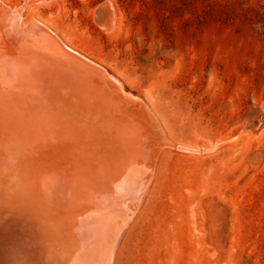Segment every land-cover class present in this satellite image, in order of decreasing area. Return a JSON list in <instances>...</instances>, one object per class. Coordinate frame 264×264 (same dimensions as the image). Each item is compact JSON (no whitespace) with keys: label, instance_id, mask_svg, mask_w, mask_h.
<instances>
[{"label":"rangeland","instance_id":"374dc122","mask_svg":"<svg viewBox=\"0 0 264 264\" xmlns=\"http://www.w3.org/2000/svg\"><path fill=\"white\" fill-rule=\"evenodd\" d=\"M0 2V89L6 92L5 95L22 98V105L18 106L20 111H26L23 99L29 97L38 107L44 106L48 111L54 107L56 113L58 110L62 112L57 114L61 120L57 115L53 119L71 124L72 131L76 133L75 136L71 133L72 139L76 137L71 140L75 148L79 150L86 146L80 149L87 150H84L86 157L78 158L84 167L80 177L97 170L101 164L111 168L105 173L112 170L116 163L125 159L124 154L128 155L137 139L134 136L146 137L141 139L146 142L142 141L141 154L135 157L140 161L144 158L139 165L143 173L138 177L140 185L142 182L145 185L141 198L138 197L139 191L137 196L133 194L134 198L127 196V202L122 209L119 208L126 212L115 208L111 212L112 204L107 200L97 199L91 203L95 215L90 221L102 225H98L102 230L99 232L107 236L104 242L108 247L103 251L98 247L105 263L109 260L110 264H264V0ZM3 7L10 10L5 18L12 16L11 20L16 21L11 22L18 23L19 29L30 20L43 23L47 30L42 34L47 38L44 35H35L31 39L23 37V34H8L5 30L7 20L3 18L6 9ZM65 44L79 53L71 51L85 65L78 66L81 68L74 70L73 77H70L71 71L66 70L65 59L54 49L60 45L66 49ZM39 52L47 56L46 68L35 65L34 55L39 56ZM19 57L25 64L26 61L34 63L21 68L16 63L11 68L9 63L17 62ZM88 61L90 64L87 65ZM105 71L107 74H103ZM84 73L91 75L84 78ZM18 76L22 79L7 78ZM106 84L109 90L103 89L107 88ZM115 84L120 88L113 86ZM96 92L102 98H97ZM109 95L110 99L113 98L110 104ZM116 97L122 104L127 103L116 105L121 103ZM136 103L142 104L138 107ZM105 104L108 109H105ZM97 105L98 110L101 107V113L112 111L102 116L104 113L97 111ZM114 109L116 112L124 111L116 113L118 119ZM15 110L14 113L19 111ZM141 111L148 114V120ZM128 112L131 115L128 118L133 119H126V123L128 126L129 122L135 123L134 127H127L124 122L126 117L123 115L127 116ZM112 118L116 120L111 121ZM31 119L35 121L33 115ZM97 119H104V122ZM122 119V122H117ZM34 123L37 125L38 122ZM143 123L148 125L141 126ZM36 125L29 127L33 129ZM155 131L158 134L154 135ZM161 133L165 134H162L164 138H161ZM82 140L85 144L78 142ZM157 140L161 142L157 144ZM121 141H128L126 144L129 146L121 147L125 143ZM109 142L118 145L116 148L119 150ZM108 147L113 148L110 151ZM112 154L117 161L111 157ZM58 155L52 156L55 166L67 161L65 155ZM4 156L0 158L3 171L15 163L11 153ZM105 162L109 164L105 165ZM147 176L148 182L144 180ZM78 183L83 185L81 192L87 187L91 190L81 179ZM8 221L0 226V263L47 264L45 254L37 256L41 247L36 248V244L29 241L26 229ZM2 236L3 240L6 238L4 242ZM112 236L120 237L114 251L111 250L113 243L111 245L109 241ZM18 254L22 255L21 259Z\"/></svg>","mask_w":264,"mask_h":264},{"label":"bare ground","instance_id":"6f19581e","mask_svg":"<svg viewBox=\"0 0 264 264\" xmlns=\"http://www.w3.org/2000/svg\"><path fill=\"white\" fill-rule=\"evenodd\" d=\"M1 2H0V4H1ZM5 5H3V6H5ZM40 5H42V4H40ZM1 7L2 6H0V9H1ZM3 8L6 9V10L4 9L6 11V13H4V14H6V15H4V17H3V18H5L7 16V12H10V10L8 11L7 7H3ZM4 10H3V12H4ZM0 11L2 12V10H0ZM29 16H27V17H29ZM11 18H12V16L10 18L7 17V19L5 18L7 20V21L5 20L7 22V27L5 28V30L8 31V34L15 35V36L16 35L17 36H22V34H23V37H25V38L30 37L31 38V37H33L35 35H36L35 37H40L39 35H44L42 33L45 32L44 30H47L46 28H44L43 23L41 24V22L39 23L36 20L32 21L30 19H28L30 21L26 23L24 28H22V29L20 28L19 29L18 28V23H13L16 20L14 18H13L14 20H11ZM33 18H35V16ZM36 19H37V17H36ZM11 21H13V22H11ZM4 26H6V25H4ZM44 36H46V35H44ZM46 38H47V36H46ZM55 38H57V37H55ZM31 39H33V38H31ZM57 39H59V38H57ZM35 40H37V39H35ZM13 41H14V39H13ZM25 43H27V42H25ZM15 44H16V42H15ZM28 44H29V42H28ZM33 44L34 43H32V45ZM43 45H44V43H43ZM64 46L66 47V49L63 46H61V45H60V47L56 46L54 49L57 51L59 56H61V57H63V59H65L66 66H67L66 70L69 69V71L72 72V73L69 72L71 74L70 77H73V76H75L74 70H80L81 67H78V66L84 65V63H81L82 60H80L81 59L80 57H79L80 58L79 59L76 55H74L71 52V51H73L76 54L77 53L76 51H74L67 44H65ZM12 47L14 48V44L12 45ZM44 47H46V46H42L41 48H44ZM25 48L28 49V47H25ZM33 49H36V47L34 46ZM31 52H32V54L35 53V51L34 52L31 51ZM23 53H25V52H23ZM77 54H79V53H77ZM38 55L39 56L34 55V58H35L34 60H35V62L37 61V64H35L36 67L39 66L38 64H40V65H43L44 68H46V65L48 63V61H46L47 56L40 55V52H39ZM19 58H20L19 60L16 59L17 62H15V61L14 62L13 61L10 62L9 66L12 68V67H14L16 65V63H18V64H20V68H21V66H24V67L25 66H31V64L34 63V61H32V62L31 61H26V60H31V59H26L25 60L26 64H25L24 61H21L22 57H19ZM11 59H15V58H11ZM94 63H95V61H94ZM88 64H90L89 61H88L87 65ZM86 67H83V68H86ZM0 69H2V67H0ZM24 70H25V68H24ZM85 70H87V69H85ZM2 71H4V70H2ZM41 71L42 70H40V72ZM50 71H51V69H50ZM94 71H93V73H94ZM5 72H2V74L3 73L5 74ZM95 72H97V71H95ZM101 73H103V72H101ZM12 74H11V76H12ZM84 74H86V73H84ZM103 74H107L106 71ZM32 75H35V74H32ZM89 75H91V74H89ZM89 75L86 74V76H84V78L85 77H89ZM93 76H95V75H93ZM100 77H101V75H100ZM7 78L8 79H18V80L22 79L19 76L17 78H14V77H7ZM44 78H46V77H44ZM107 78H111V77H107ZM111 79H114V78H111ZM73 80L75 81V78L72 79V81ZM61 81L63 82V80H61ZM91 81H92V79H91ZM51 82H52V80H51ZM107 82L109 83L110 81H107ZM119 83H120L119 85L122 86V83L120 81H119ZM24 84H26V83H24ZM112 84L113 83H111L110 85H112ZM107 85L108 84H106L104 86L107 87ZM113 86L116 87L117 85L115 84ZM11 88H12V86H11ZM38 88H39V86H38ZM116 88H120V87H116ZM41 89L39 91H41ZM43 89H45V87H43ZM103 89L104 90L108 89V87L107 88H103ZM117 90H118L119 94L123 95L122 93H120L121 90H119V89H117ZM79 91H81V90H79ZM113 91H115V90H113ZM86 92L87 91H85V95H86ZM90 92H92V91H90ZM90 92H88V93H90ZM5 93L6 92H2L1 89H0V158L1 157H5L4 155L7 156L8 153H11L12 155H14L13 157H15V163H12L14 165L11 168H9V170L3 171L0 168V177H1V179H0V226L4 225V223H6L7 220H10L11 222H13L12 224L11 223L10 224L14 225L16 227L23 226L26 229V231H27V237H29V241L32 242L33 245L36 244V248L37 247L38 248L41 247V250L39 251L40 254L37 253L39 255H37V254L36 255L37 256H40V255L42 256V255L45 254V257H46L45 258L46 259L45 263L47 262V264H110L111 262L109 260H108V263H105L104 255L102 254V256L100 257V253L98 252V247L99 246L101 247V249L103 251L105 248L108 247L107 246L108 243L104 242L105 241L104 238L107 237L106 234L104 233L105 235L103 234L104 236H102V232H99V231H102V230H100L101 227H99V226H102V225H99V223L97 224V222H95V221H92V222L90 221L91 218L93 217V215H95V214H93V210H91V207L93 206L91 203H93V201L97 200V199H100L102 202L107 200V202H111V204H112L111 212L114 211V208H115V210L117 209V211L120 210V212H121V211H124V210H121L122 209L121 207H122V205L124 203L127 202V198H126L127 196L133 197V194H135V196H137L136 194L139 191L140 196H138V197L141 198V196L143 195L142 193L144 191L145 185H144V182H142L141 185H140V182L138 181V177H139L140 173H143V170L141 172V169L139 168V165H141L140 162H142L144 158H141L142 161H140L139 159L137 160V158H135V157H137V154H139L140 151L143 149L142 148L143 143L146 144V142H144L143 140H142L143 141V143H142L141 139H146V137L144 138L143 135H141L142 137L138 136V135L133 137L132 136L133 134L130 135L133 138L136 137L137 139L133 141L132 148L131 149L129 148L130 151L128 150L129 151L127 153L128 155L126 156V154H124L125 159L122 158L123 161H121V163H119V164L116 163V166L112 170H110V171L105 173V171H107V170H109L111 168L109 167V165H108L109 168H106L105 166L104 167L101 166L102 165L101 164L100 167L97 170L92 171V172L87 173V174H84V176L80 177V174L82 173V170L84 169V167L81 166V164H83V162L81 160H79L78 158L81 157V156L82 157L83 156L86 157V155H87L86 151L87 150L86 149H84L86 151L80 150V149H83L86 146H83V148H80L78 150L77 147L75 148L74 145L71 144L73 142L71 140H73V139L75 140L76 137L73 138V139L71 137V135L74 133L72 131L73 128L71 129V127H70L71 124L68 123L69 125H67V123L65 121H59V120H61V117L59 118L60 115H57V114L60 113L61 111L58 110L57 113H56L54 111V109H55L54 107H51L49 111L44 109V106L43 107H38L36 105L34 99H30L29 97H27L26 99H23L24 102H25L24 109L26 111H20V108L18 106L22 105L21 104V102H22L21 99L22 98L16 97V96H9L8 93L6 95L9 96V97H7L5 95ZM93 95H91V96H93ZM97 95H98L97 98H102L101 96L99 97L98 93H97ZM111 95H113V94H111ZM86 96H88V94ZM102 96H104V95H102ZM115 96H117V95H115ZM88 97L90 98V95ZM93 97H96V95H94ZM117 97H116V100L121 102L119 100V98L117 99ZM103 99L105 100V98H103ZM108 99H109L108 101H109V104H110L111 103L110 100H113V98L110 99V95H109ZM128 99H129V97H128ZM100 100H102V99H100ZM141 100L144 101L143 99H141ZM32 101H34V102H32ZM105 101H107V100H105ZM101 103L102 102H100V104ZM124 103L126 104L127 102H124ZM133 103H135V102H133ZM123 104L121 102L119 104L117 103L116 105H118V106L120 105L121 106ZM136 104L139 107L138 104H140V103H136ZM106 105L107 104H105V107H106ZM112 105H113V103H112ZM116 105H115V102H114V106H116ZM129 107H132V106H129ZM142 107H143V105H142ZM16 108L19 111L14 113V111H16L15 110ZM26 108H28V109H26ZM143 108H145V107H143ZM143 108H142V110H144ZM98 109H99V106L97 105V111L101 113L102 112L101 111V107H100V110H98ZM105 109H108V108L106 107ZM109 109H111V108H109ZM123 109H125V108H123ZM148 109H151V108H148ZM109 111H112V109L111 110H107L106 112L109 113ZM135 111L136 110H134V112ZM148 111H150V110H148ZM120 112H116V110H115V114L116 113L118 114ZM123 112H121V114ZM103 113H101V114H103ZM108 113H104V115H102V116H105ZM113 113H114V111H113ZM148 113H150V112H148ZM151 113H152V111H151ZM117 114L115 115V117H117ZM121 114H119V116ZM126 114H127V116H125V114L123 115L124 117H126L125 121H124L125 123H126V119H128L127 121L130 120L128 118V116H131V115H128L129 112L126 113ZM133 114H135V113H133ZM138 114H140V112ZM145 114H146V117H147V120H148V114L147 113H145ZM153 114H152V116H153ZM31 115H33V120H35L34 122H38L37 125L32 121V119L29 120ZM56 115L59 118V120H57L58 118L57 119H55V118L53 119V117L56 116ZM140 115L138 116L136 114V116L141 118ZM70 117H72V116H70ZM70 117H68V118H70ZM112 117H114V116H112ZM156 117H157V115H156ZM156 117L154 116V118H156ZM134 118H136L135 115H134ZM157 118H159V117H157ZM117 119H118V117H117ZM64 120H65V118H64ZM103 120H98L97 119V121H100L101 123L104 122ZM115 120L112 118L111 121H115ZM143 120L147 121L146 119H143ZM120 121L122 122L123 119L119 120L117 122H120ZM155 121L156 120L154 119V122ZM138 122H140L139 119H138ZM147 122L150 123L149 121H147ZM147 122H145V123H147ZM112 123H114V122H112ZM131 123L132 122H129V126L130 127H134L132 125L135 124V123H133V124H131ZM145 123L141 124V126L142 125H144V126L148 125V124L145 125ZM160 123H161V121H160ZM32 124L36 125V127L33 128V129H31L29 127ZM98 124H100V123H98ZM121 124H124V123H121ZM126 124H127V127H129L128 123H126ZM109 125L110 124H108V126ZM136 125H138V124L136 123ZM115 126L118 127V129H120L119 126H117V124ZM143 127H141V128L144 129ZM135 128L138 129L137 126ZM162 128H164V127H162ZM97 129H98V127H97ZM104 129L106 130V128H104ZM151 129L154 130L153 127ZM146 130L147 129L145 128L144 131H146ZM159 130H161V129H159ZM127 131H128V129H127ZM127 131H126V133H129ZM130 131L133 132L134 130L132 131V129H130ZM146 132L148 133L149 131H146ZM107 133L109 134V132H107ZM110 133H111V131H110ZM140 133L143 134L142 132H140ZM75 134L76 133H74V136H75ZM155 134H158V132L156 133V131H155L154 135ZM162 134H164V133H161L160 135L162 136ZM134 135H136V134H134ZM144 136H145V134H144ZM152 137H157L158 138V136H152ZM164 137L165 136H162L161 138H164ZM124 138H127V137H124ZM124 138H123V140H126ZM166 138H167V136H166ZM119 139H121V138H119ZM147 139H149V138H147ZM167 139H169V138H167ZM114 140H116L115 137H114ZM129 140H131V139H129ZM160 140H162V139H160ZM78 142L79 143H82V142L84 143L83 140L82 141H78ZM121 142H125V141H121ZM127 142L121 144V147H123V145H124V147H126L128 145V144H126ZM154 142L155 141H153V143ZM157 142H158V140H157ZM160 142H158L157 144H159ZM109 143H111V142H109ZM114 143H115V141H114ZM118 143H116V144H118ZM150 143H152L151 140H150ZM77 145H79V144H77ZM111 145H112V143H111ZM114 145L115 144L112 145L114 147V149H117L116 146H118V145H116V146H114ZM79 147H81V146L79 145ZM113 147H108V148L111 151V149ZM158 148H160V147H158ZM106 149H107V147H106ZM118 150L119 149H117V151ZM107 151H108V149H107ZM144 153H142V154H144ZM53 154H57V155L60 154L61 156L65 155L66 157H64V159L66 158L67 161H61V162L58 163L59 166H55V165H53V162H56V161H54V159L52 160ZM113 154H115V151H114ZM113 154L111 155V157L115 158L116 156L113 155ZM100 155H102V154H100ZM107 155H108V153H107ZM144 157H146V156H144ZM6 158H8V157H6ZM116 158H115V161L118 160ZM0 161H2V159H0ZM93 161H96V160H93ZM101 161L103 162V160H101ZM137 161H139V162H137ZM92 162H90V163H92ZM50 163H52V165H50ZM60 163H61V165H60ZM107 164H109V163H107ZM107 164L105 162V165H107ZM152 166L154 167V164ZM104 168L106 170H104ZM154 168H153V170H154ZM145 173H146V171L144 172V175H145ZM9 175H11V177H9ZM146 178L148 179L149 177L148 176L145 177V179H144L145 181L147 180ZM80 179L82 180V182H85L87 184V186L91 187L92 191L86 185H84V187H87L86 189L84 188L86 191L82 190V192H81V189H82L83 185H80V183H78V180H80ZM139 180H142V178L141 179L139 178ZM146 182H148V181H146ZM145 190H147V189H145ZM85 192H87V193H85ZM96 195L98 196V198H96ZM90 196H91V198H90ZM138 197H136V200L137 199L139 200ZM142 199L140 201H142ZM131 200H133V199H131ZM135 202H138V201H135ZM119 208H121V209H119ZM130 209H131V207H130ZM132 209H133V205H132ZM124 212H126V211H124ZM10 221H8V222H10ZM96 230H97V235L95 234ZM116 231L118 232V230H116ZM4 234H6L5 231H4ZM19 234H17V235H19ZM3 236L1 238H2V241L4 242V240L6 238L3 240ZM14 237H16V236H14ZM117 238H120V237L117 236ZM117 238L112 236L110 238V240H109L111 245L113 243V247L111 249L112 251H114L115 245L118 244L117 243L118 242ZM9 239H7V240H9ZM16 240H18V238H16ZM10 243L12 244V242H10ZM8 245H9L8 247H11L10 244H8ZM4 249H6V248H4ZM4 249H3V251H4ZM33 249H34V247H33ZM42 249H44V252L42 251ZM111 250H110V252H112ZM107 254H109V253H107ZM4 255H6V254H4ZM25 255H28V254L25 253ZM17 256H19V254ZM21 256H19L18 258H20ZM110 256H111V254H110ZM112 256H114V255L112 254ZM24 257L26 258V256H24ZM25 258H23V260ZM98 258H100V259L98 260ZM4 259L7 260L6 258H4ZM1 260H3V259H1ZM38 260H39V258H38ZM9 261H10V259H9ZM17 261H19V260L17 259ZM1 262L3 263L5 261H1ZM10 262H12V261H10ZM8 264H9V262H8Z\"/></svg>","mask_w":264,"mask_h":264}]
</instances>
